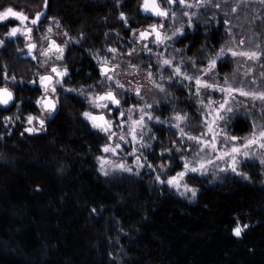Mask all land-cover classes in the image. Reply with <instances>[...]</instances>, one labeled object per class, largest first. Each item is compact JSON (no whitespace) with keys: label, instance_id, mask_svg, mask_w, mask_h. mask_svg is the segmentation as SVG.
Segmentation results:
<instances>
[{"label":"trees","instance_id":"1","mask_svg":"<svg viewBox=\"0 0 264 264\" xmlns=\"http://www.w3.org/2000/svg\"><path fill=\"white\" fill-rule=\"evenodd\" d=\"M141 3L47 0L45 8V0H0V11L12 6L28 15L43 11L55 17L76 40L68 52L75 79L69 86L79 87L96 77V61L110 58L111 49L125 52L133 29L147 20ZM220 6L205 9L207 16L192 22L194 32L177 42L197 62L219 50L227 37ZM263 21L258 23L264 26ZM3 57L12 70L20 65L12 48ZM230 64L219 61L216 72H230ZM173 94L180 105L188 104L184 89L175 86ZM25 103L32 107L29 100ZM85 106L74 94L61 97L45 131L33 134L18 123L5 128L0 118V264H264L261 181L202 179L194 200L188 201L149 175L105 179L97 172L105 136L83 119ZM169 110L164 107V113ZM230 128L234 136H244L252 121L239 115ZM155 132L159 142L175 141L170 127ZM158 150L156 142V159ZM174 166L180 167L176 160ZM238 223L240 236L233 232Z\"/></svg>","mask_w":264,"mask_h":264},{"label":"rangeland","instance_id":"2","mask_svg":"<svg viewBox=\"0 0 264 264\" xmlns=\"http://www.w3.org/2000/svg\"><path fill=\"white\" fill-rule=\"evenodd\" d=\"M143 1V0H142ZM210 3V5H208ZM142 4V3H141ZM221 5V6H220ZM220 6L222 10L221 18L224 20L225 29L227 30V37L225 41L220 45L219 50L215 53H205V57H201L199 62L196 58L190 57L187 54V48L181 47L177 44L182 37L186 34L194 32L192 24L189 26L188 21L197 23L201 19L207 16L204 11L209 10L212 7ZM264 0H196L194 4L193 0H185L183 6H179L172 14L162 21L165 25L163 29V41L156 43L152 40H144L140 38V31H143L142 27L136 28L135 32H131V40L125 52H120L116 49L115 52H111L110 58H107V65L118 66L120 71L116 72L113 76V81L101 82L106 87H110L116 92L117 96L129 95L132 97L133 108H122L120 112H124V118L119 122H112V131H102L105 136V144L110 148H115V152H104L102 147V154L100 155L107 158L105 162V171L107 175L100 171L101 161H97L98 174L107 178H118L122 175H129L133 177H140L149 175L153 183L161 185L157 180V175L161 176V179L166 183L168 177L175 176L178 172L184 170V161H189L193 166H196L200 161H211L206 167L208 171L205 174H201L199 171H188L183 178H180L181 184L187 183L191 187L196 189V194L200 190V182L202 179H210L213 182H219L222 178L227 176H237L244 180L253 179L259 180L264 184V164L261 163V159H264V149L259 145H252L247 150L250 155L244 157L242 154L239 159L242 163L238 166L239 171L248 173L247 178L238 173L231 171L227 167L225 161L228 157H224L223 160H217V157L221 155L223 151H230L233 145L243 144L246 138H250L253 133V126L255 124L257 133L260 130H264V102L260 100H252L251 97H245L240 94L239 91L233 92L231 97H228L225 92H221L219 88L213 89L211 87H201V93H196L195 80H187L180 75H174L175 66H180L182 72L191 76H200L202 80H207L209 84H217L224 87L231 85L236 89H244L245 91H264V57L257 58L255 60L246 57L244 55L232 56L228 51L231 48L237 53L248 51H261L264 52V26L258 23L259 18H264V14L260 16V13L264 12ZM207 9V10H205ZM25 13V12H24ZM188 13L189 15H185ZM195 15H191V14ZM26 14V13H25ZM28 15V14H26ZM33 15H29L34 16ZM211 16V13H209ZM220 15L218 14V17ZM147 17V16H146ZM199 18V19H198ZM251 18V19H250ZM11 20H17V27L21 29L20 32L29 25V23L21 22L17 18H9ZM251 20V23L249 21ZM225 21H228L225 24ZM262 22V21H261ZM264 22V21H263ZM45 24L51 26L53 35L60 42L70 47L72 45L71 37L68 32L59 24H56L53 20H48ZM184 26L182 33L175 36L172 33L176 28ZM260 27V29H259ZM230 29V31H229ZM262 31V32H261ZM20 36V35H19ZM168 39H164V37ZM2 38L15 40L16 36L3 35ZM243 41V43H241ZM67 42V43H66ZM223 47L224 55L217 60L215 67L209 65V61L215 57V54ZM131 49V53L129 50ZM25 50V47H24ZM35 54H41L40 51ZM204 56V55H203ZM229 58V59H228ZM44 58L40 60L44 62ZM164 60H170V65L163 64ZM221 60H228L232 66L230 72L219 74L216 72L217 64ZM105 60L100 59L96 61V67L104 64ZM208 69V71H204ZM152 75L149 76L148 73ZM171 77V79H169ZM120 81V84L124 87H119L116 81ZM16 81L8 79L7 83L14 85ZM227 82V83H225ZM72 83V82H71ZM162 84L163 89L157 87ZM181 87L187 94L188 104H181L178 97L173 94L174 88ZM96 87V86H95ZM71 89V90H70ZM137 89L140 90V94H137ZM67 91V90H66ZM68 95L74 94L81 98L85 104V111L94 113L96 111L95 103L90 102L89 92L95 96L93 85H79V87L68 86ZM228 100V105L232 108L231 113H227L228 119L226 121H220L219 126H213V130L216 133L227 127V133L219 135L216 140V148L211 147L213 132L208 130V124L213 120L216 114V109L220 107V103ZM203 100V104L199 103ZM211 101V103H210ZM148 105H152L151 108ZM164 107L170 108L169 112L164 113ZM82 112L83 119L93 128H96L91 124V120L86 118ZM151 112L153 119H149L144 113ZM175 113L186 115L184 121H180V127H183L187 135L183 136V143H181V134L179 128L175 125L177 120L175 119ZM210 113V114H209ZM207 119H206V115ZM27 115L20 117L19 120L13 118L14 122H9L7 125L4 120L1 119L5 128L10 125L16 126L18 123L22 130L27 134H33L26 132L28 127ZM39 115V113H38ZM144 115V126L133 125V120H140ZM244 116L252 121L251 132L244 136L237 137L236 141L231 140L234 136L231 132L230 123L233 117ZM159 116L161 122H157L155 117ZM45 119V129L49 122V117L41 116ZM124 122V126H120V122ZM36 127H39L38 121H33ZM170 127L175 132V143L164 142L161 143L158 140V132L156 128ZM135 130L137 136L136 140H133L132 130ZM45 131V130H44ZM43 132V131H40ZM39 133V132H36ZM121 135L124 139H121ZM112 136V139H109ZM188 136L201 137V141L189 140ZM155 137V139H153ZM203 140H208V144H203ZM158 142L160 149L158 150V158L153 155V147ZM120 145V147H116ZM150 145V146H145ZM134 148L136 151L134 152ZM168 149V151H164ZM244 149H242L243 151ZM139 156L143 167L137 168L136 158ZM160 160L158 161V159ZM179 164V168L175 169L174 161ZM111 162V163H108ZM124 163L132 168L131 172L121 170L119 168H113L112 164ZM148 164L153 167H148ZM167 165V167L161 168V165ZM250 164V165H249ZM256 165V167L252 166ZM174 170V171H173ZM173 173V174H172ZM252 173H256L257 176H251ZM172 174V175H171ZM168 187L179 198L193 201L195 197L189 199L192 196L190 191H187L185 195H180V192H184L185 189L181 187L177 190L174 186ZM196 196V195H195Z\"/></svg>","mask_w":264,"mask_h":264},{"label":"snow or ice","instance_id":"3","mask_svg":"<svg viewBox=\"0 0 264 264\" xmlns=\"http://www.w3.org/2000/svg\"><path fill=\"white\" fill-rule=\"evenodd\" d=\"M175 2H179L181 4L185 3V0H168L169 4L175 3ZM120 3V0H117V4ZM45 8H47V0H45ZM140 8L143 9L145 12H151L154 13L157 16H167L168 15V9L166 8H162L159 6V4L157 3V0H143V3L140 5ZM45 15V12L43 11H37L35 13L34 16H29L26 15L23 11H18L15 10L12 6L6 7L5 9H3V11H0V22L5 21L6 19L9 18H17L19 19L21 22L27 21V20H31V24L32 25H38L40 23L41 17ZM173 16H175V13L172 14ZM185 15H189L188 13H185ZM191 15H195L194 13ZM120 18L124 20L125 25H127L128 23V17H126V14L122 11L120 12ZM51 20H53L56 24H59V21L56 20L55 17H51L49 18ZM228 21H225V24H227ZM188 24L191 25L192 21L189 20ZM150 28L153 29V31L156 33V39L157 42L161 41V33L157 30L156 25H149ZM161 27H163V24L161 25ZM32 28L29 27H25L23 29V31L25 33L30 34L32 32ZM184 30V26L181 25V27H178L175 29V31L172 33L173 36L182 33ZM21 29L18 27H12L10 29V31L8 33H6V35L8 36H16L18 32H20ZM49 31H51V26H49ZM136 29H133V32H135ZM230 31V29H229ZM140 38H145L147 35H151V33H148L147 30H143L140 31L139 33ZM30 38V36H29ZM164 39H168V37H164ZM5 43L4 40L0 39V45H3ZM67 43V42H66ZM241 43H243V41H241ZM52 46L55 47L60 53L61 56L59 58H63L62 57V53H63V46L56 44L55 41H52ZM34 47V45L29 44L28 48L31 50ZM49 49H45L44 54L47 55ZM112 52H115L116 49L113 48L111 49ZM229 52H231L232 56H236L238 54L240 55H244L246 57H249L253 60L257 59V58H261L264 57V52L261 51H248V52H242V53H237L236 51H233L231 48L228 49ZM129 53H131V49L129 50ZM224 55V49L223 47L221 48L220 51H218L215 54V57L213 59H211L209 61V65L211 67H215L217 60L222 57ZM105 60L104 64H101V75L106 76L107 73L109 72V69L105 66L107 63L106 58H101ZM172 63V61L170 60H164L163 64L166 65H170ZM113 67H115V65H113ZM204 71H208V69H205ZM52 72L56 74V77H59V79H54L52 75L50 74H45L40 76V82L41 85L44 88V95L41 98H38L36 100V104L37 105H42V111L43 110H47L49 114H51L57 106L58 101L53 99L50 95H48L49 89L51 91V93H56V85L57 84H63V77L67 74V68L65 67L62 71L59 70L56 66L52 67ZM149 76L152 75L151 72L148 73ZM174 75H180L182 78L187 79V80H195L196 83V93L200 94L201 93V87H211L213 89L219 88V90L221 92H225L227 94L228 97H231V94L233 92L239 91L241 95L245 96V97H251L252 100H260L261 102H264V91H245L244 89H236L233 88L231 85H228L227 87L221 86V85H217V84H209L207 80H202L200 78V76H191L188 75L185 72H182L180 66H175V72ZM4 77L5 79H12L15 80L16 78L13 77H8L7 72L4 73ZM107 79L108 80H112L113 77L111 75H107ZM169 79H171V77H169ZM227 83V82H225ZM116 84L119 87H124V85L120 84V81H116ZM157 87L163 89V85L159 84L157 85ZM71 90V89H70ZM137 94H140V90L137 89ZM90 99V102L95 103V107L97 108H107L109 110L110 109V103L111 104H116L119 105L120 104V100L117 98V96L114 94L113 91L109 90L106 91L102 94H96L95 96H93V94L91 92L88 93ZM13 100V93L12 91L7 87H0V105H8L11 101ZM96 101H104V103H96ZM110 102V103H109ZM203 100H200L199 103L203 104ZM211 103V101H210ZM228 105V100L226 99L223 103H220V107L216 109V114L213 117V120L208 124V130L210 132H213L212 135V142H211V147H213L214 149L216 148V140L218 138L219 135L222 134H226L227 133V127H225L221 133H216L213 130V126H219V122L220 121H226L228 119L227 117V113H231L233 110L230 106ZM149 108L152 107V105H148ZM210 114V113H209ZM83 115L90 119L93 126L94 127H98L101 128L102 131H109V129L112 126V122L110 120H105V117L101 114L99 116L94 115L92 112L90 111H85L83 113ZM121 116L124 115L123 112L120 113ZM144 115H147L149 119H153L152 113L151 112H147L144 113ZM144 115L141 116L140 120H133L132 123L133 125H140L141 127L144 126ZM186 115H181L180 113H175V119L177 120V124L175 125L177 128H179V132L181 134V143H183V136L187 135V133H185V130L183 127H180L179 122L180 121H184L186 118ZM206 115V119H207V115ZM16 120H19L20 117L19 115L15 116ZM4 123L7 125L9 122H14L13 121V117L12 116H5L3 118ZM155 120L157 122H161V119L159 116L155 117ZM33 121H38L39 127H36L33 124ZM98 121H103V123H98ZM27 124L28 127L25 129L26 132L29 133H36V132H40L44 129V125H45V119L41 118V116L39 115H33L32 113H29L27 115ZM132 136H133V140L137 139V136L135 134V130H132ZM23 135V133L21 134ZM113 135H115V133H113ZM109 139H112V136H109ZM121 139H124V136L121 135ZM153 139H155V137H153ZM189 140H195L197 142L201 141V137H196V136H188ZM231 140L236 141L237 137L232 136ZM175 143V142H173ZM209 141L208 140H203V144H208ZM252 145H259L260 148L264 149V130H260L258 133L256 131V126L254 124L253 126V133L251 135L250 138H246L243 144L240 145H233L232 148L230 149V151H223L221 153V155L219 157H217V160H223L224 157H228V160L225 161L227 167H229L231 169L232 172L234 173H238L240 175H243L244 177L247 178L248 173L246 172H242L239 171V165L242 163V161L239 159V156L242 154L244 157H248L250 155L249 151L247 150L250 146ZM145 146H150V145H145ZM117 148L120 147V145L116 146ZM242 149H244L242 151ZM115 148H110L109 145H104L103 146V151L104 152H108V151H112L115 152ZM136 151V149L134 148V152ZM164 151H168V149H164ZM98 159L101 161V169L100 171L103 172L105 175H107V171H105V162L107 161L106 157H98ZM111 163V162H108ZM211 163V161H200L197 163L196 166H193L189 161L185 160L184 161V170L178 172L175 176H170L168 177L166 183L169 186H174L177 188V190H179L181 187H183L185 189L184 192H180V195H185L187 191H190L192 193V196L189 197V199H192L193 197H195L196 195V189L194 187H191L189 184L184 183L181 184L180 182V178H183L186 173L188 171L191 172H197L199 171L202 175L205 174L208 169L206 167L207 164ZM261 163L264 164V159H261ZM136 166L137 168L143 167V163L141 162V158L139 156H137L136 158ZM113 168H119L121 170L124 171H128L131 172L132 168L127 166L124 163L121 164H112ZM148 167H153V165L148 164ZM167 167V165H161V168ZM156 180L160 183V184H164L165 181L161 179L160 175H157ZM93 211H95V209H93ZM244 228H247L248 225H244ZM233 232L235 235L240 236L241 232H242V228L240 226V224L238 223L236 227L233 228Z\"/></svg>","mask_w":264,"mask_h":264},{"label":"flooded vegetation","instance_id":"4","mask_svg":"<svg viewBox=\"0 0 264 264\" xmlns=\"http://www.w3.org/2000/svg\"><path fill=\"white\" fill-rule=\"evenodd\" d=\"M157 2L160 7L169 10L168 15L159 16L157 18L147 16V20L145 21L144 27L142 28H144V30L146 29L148 33H151V35H147L145 38L141 39L152 40L156 43H161L163 41V29L165 28L164 24L163 27H161L162 21L166 20L176 10L177 7L183 6V4L179 2L169 4L168 0H157ZM49 18L51 17L42 16L38 25H32L30 19L25 21L26 23H29V25L25 27L32 28V32L28 34L22 30V32L17 33L15 40H12L13 38H2V36H5L6 33H8L12 27H17V20L15 21L11 19H6L5 21L0 22V39L5 41L3 45H0V87L7 86L13 93V100L8 105H0L1 119H3L5 116H12L14 118L16 115L22 117L25 114L29 113H32L33 115H38L39 113V116L49 117L48 120H50L58 111L61 97L66 96L68 94L67 91L69 83L75 80L71 75V70L68 64V52L73 45H76V40L71 37L72 45L70 47H66V45L62 42L63 40L59 42L55 38V35H53L52 29L51 31H49V27L45 24V22L47 23V21L50 20ZM9 23H11L12 25L9 26ZM149 25H156L157 30L161 33L160 42H157L156 33L153 31L152 28L149 27ZM4 26L7 27V29ZM52 41H55L56 44L63 46L62 59L59 58L61 56V53L55 47L52 46ZM29 44L34 45L31 50L28 48ZM8 47L13 49L14 57L20 64L17 66L18 70L10 69V66L6 63V59L3 57L5 54V50ZM45 49H49L47 55L44 54ZM38 51H40L41 54H35ZM43 58L45 60L43 63H41L40 60ZM53 66H56L61 71L66 67L67 74L63 77V84L56 85V93H51L49 89L48 95L58 101L56 109L51 114H49L47 110L42 111V105H37L36 100L38 98H41L45 94L44 88L40 82V76L50 74L53 76L54 79H59V77H56V74L52 72ZM105 66H107L109 69L107 75H111L112 77L116 72L120 71V68L118 66L113 67V65L109 66L107 64ZM21 68H24V70H19ZM95 70L96 77H93L87 81V85H93L95 95L98 93L102 94L109 90L113 91L112 89H110V87H106L105 85L103 86L101 84L102 81L112 82L113 79L108 80L107 75L102 77L101 65L97 66ZM5 72H7L8 77L14 76L16 78L14 80L16 81L14 85L7 83L8 79L6 80L4 77ZM71 78H73L72 81ZM113 92L117 96L116 92ZM117 98L120 100L119 105L111 104L109 102L111 110L107 108L96 107V111L93 114L97 116L102 114L105 117V120H110L114 123L119 122L124 118V115H120L121 109H131L133 108V104L132 97L127 94H124L120 97L117 96ZM27 100L31 102L32 107L25 105V102ZM96 103H104V101H96ZM98 123L102 124L103 121H98ZM120 126H124L123 121L120 122ZM95 128L98 132H102L101 128ZM44 130L45 127L42 131ZM109 131L115 133L113 132V124Z\"/></svg>","mask_w":264,"mask_h":264},{"label":"water","instance_id":"5","mask_svg":"<svg viewBox=\"0 0 264 264\" xmlns=\"http://www.w3.org/2000/svg\"><path fill=\"white\" fill-rule=\"evenodd\" d=\"M142 3H143V1H142ZM158 3V2H157ZM140 12L143 14V15H145V16H148V17H155V18H157V17H159V16H157V15H155L154 13H151V12H145L143 9H141L140 8ZM107 67V66H106ZM108 68V67H107Z\"/></svg>","mask_w":264,"mask_h":264}]
</instances>
